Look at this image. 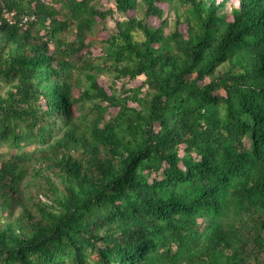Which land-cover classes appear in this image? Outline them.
<instances>
[{
    "label": "trees",
    "instance_id": "obj_1",
    "mask_svg": "<svg viewBox=\"0 0 264 264\" xmlns=\"http://www.w3.org/2000/svg\"><path fill=\"white\" fill-rule=\"evenodd\" d=\"M263 2L0 0V264H264Z\"/></svg>",
    "mask_w": 264,
    "mask_h": 264
},
{
    "label": "rangeland",
    "instance_id": "obj_2",
    "mask_svg": "<svg viewBox=\"0 0 264 264\" xmlns=\"http://www.w3.org/2000/svg\"><path fill=\"white\" fill-rule=\"evenodd\" d=\"M113 7V5L111 4V3H109V4H107L106 3V5L104 6H99L98 8H100V9H102V10H106V9H110V8H112ZM231 13V5L230 4H228L227 5V14H230ZM150 23L151 24H156V25H158V22L157 21H155V20H151L150 21ZM170 25L172 26L173 25V22L170 20ZM107 25H108V27H111V28H113V27H115V21L113 20V19H111V18H108V20H107ZM145 80V77L144 76H141V77H139V79L136 81V82H140V81H144ZM102 82H103V84L105 85V86H109L108 85V83H110L111 81L109 80V76H108V74H105V75H102ZM108 82V83H107ZM122 86V82H118L117 83V85H116V87H121ZM128 88H131V84H128ZM222 95H224V93L222 92L221 93ZM134 106L135 107H137V104H134ZM112 113H109L107 116V118L109 119V117H110V115H111ZM247 143H248V141H247ZM50 174V173H49ZM43 182V189H45L46 191H47V193L49 194V191H48V189H49V187L47 186V182L45 181V180H43L42 181ZM38 191V190H37ZM37 191L36 190H33V195H37ZM35 195V196H36ZM38 202V198H35V199H32V200H30L29 202H27L28 203V206H29V209L31 210V212L33 213V215H35L36 214V207L34 206V203H37ZM19 211H17V216H19ZM199 223H202V220L200 219L199 220Z\"/></svg>",
    "mask_w": 264,
    "mask_h": 264
},
{
    "label": "bare ground",
    "instance_id": "obj_3",
    "mask_svg": "<svg viewBox=\"0 0 264 264\" xmlns=\"http://www.w3.org/2000/svg\"><path fill=\"white\" fill-rule=\"evenodd\" d=\"M210 1V0H209ZM221 1V0H220ZM170 2V1H169ZM218 2V1H217ZM179 3V2H178ZM209 3V2H208ZM264 3V2H263ZM170 5V4H169ZM199 5V4H198ZM217 5V4H216ZM261 5V4H260ZM169 7V6H168ZM198 7V6H197ZM262 7V6H261ZM198 10V9H197ZM200 11V10H199ZM177 12V11H176ZM194 12V11H193ZM192 12V13H193ZM201 12V11H200ZM258 12V11H257ZM184 14V13H183ZM254 14V13H253ZM182 15V14H181ZM190 15V14H189ZM197 16V15H196ZM107 17V16H106ZM170 18H172V17H170ZM191 18V17H190ZM196 18V17H195ZM210 18V17H209ZM177 20V19H176ZM259 20V19H258ZM188 21V20H187ZM168 23V22H167ZM134 24V23H133ZM101 26H102V23H101ZM122 26V25H121ZM126 26V25H125ZM178 26V25H177ZM94 27V26H93ZM96 27V26H95ZM98 27V26H97ZM126 28V27H125ZM166 29V28H165ZM261 34V33H260ZM79 35V34H78ZM176 35V34H175ZM95 37V36H94ZM179 40V39H178ZM173 41V40H172ZM89 44V43H88ZM176 44V43H175ZM174 44V45H175ZM154 45V44H153ZM156 50V49H155ZM167 50V49H166ZM163 52V51H162ZM97 53V52H96ZM102 54V53H101ZM147 54V53H146ZM145 54V55H146ZM151 54H152V52H151ZM160 54V53H159ZM149 55V54H148ZM109 56V55H108ZM161 56V55H160ZM147 57V56H146ZM157 57H159V56H157ZM144 58H145V56H144ZM166 60V59H165ZM158 61V60H157ZM156 61V62H157ZM155 62V63H156ZM167 62V61H166ZM170 62V61H169ZM169 62H168V64H169ZM152 63V62H151ZM163 63V62H162ZM175 63V62H174ZM149 64H150V61H149ZM158 64V63H157ZM178 64V63H177ZM166 66V65H165ZM132 94V93H131ZM233 206V205H232ZM247 208V207H246ZM233 214V213H232ZM253 229V228H252ZM180 263V262H179ZM244 263V262H243Z\"/></svg>",
    "mask_w": 264,
    "mask_h": 264
}]
</instances>
